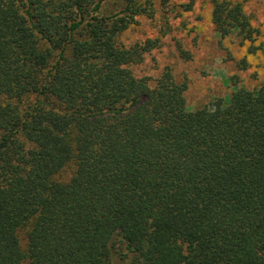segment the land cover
<instances>
[{
	"label": "trees",
	"instance_id": "1",
	"mask_svg": "<svg viewBox=\"0 0 264 264\" xmlns=\"http://www.w3.org/2000/svg\"><path fill=\"white\" fill-rule=\"evenodd\" d=\"M155 13L0 0V264H264V81L193 109L171 66L137 76L159 40L125 34ZM209 14L220 39L260 35L244 0Z\"/></svg>",
	"mask_w": 264,
	"mask_h": 264
},
{
	"label": "rangeland",
	"instance_id": "2",
	"mask_svg": "<svg viewBox=\"0 0 264 264\" xmlns=\"http://www.w3.org/2000/svg\"><path fill=\"white\" fill-rule=\"evenodd\" d=\"M186 0H155L154 18L139 16L125 34L126 42L159 40L140 64L133 66L137 76L155 78L165 65L177 78L187 80V105L199 108L214 98L232 93L233 82L252 88L264 81V0H244V7L260 35L253 42L240 43L231 35L220 39L210 22V0H194L186 11ZM179 39L193 54L191 61L178 58L173 39ZM245 58L247 65L239 61ZM22 236V235H21Z\"/></svg>",
	"mask_w": 264,
	"mask_h": 264
}]
</instances>
